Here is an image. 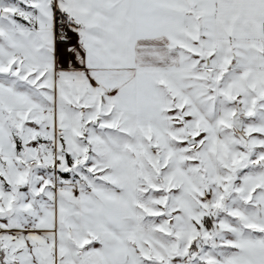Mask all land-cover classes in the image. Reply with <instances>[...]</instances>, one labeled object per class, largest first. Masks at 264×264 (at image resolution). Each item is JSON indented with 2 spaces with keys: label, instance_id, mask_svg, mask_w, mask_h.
<instances>
[{
  "label": "snow or ice",
  "instance_id": "1",
  "mask_svg": "<svg viewBox=\"0 0 264 264\" xmlns=\"http://www.w3.org/2000/svg\"><path fill=\"white\" fill-rule=\"evenodd\" d=\"M0 264H264V0H0Z\"/></svg>",
  "mask_w": 264,
  "mask_h": 264
}]
</instances>
